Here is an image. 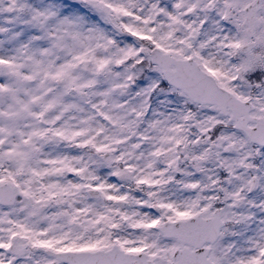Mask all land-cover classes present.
<instances>
[{"label":"snow or ice","instance_id":"6c2138e0","mask_svg":"<svg viewBox=\"0 0 264 264\" xmlns=\"http://www.w3.org/2000/svg\"><path fill=\"white\" fill-rule=\"evenodd\" d=\"M0 264H264V0H0Z\"/></svg>","mask_w":264,"mask_h":264}]
</instances>
